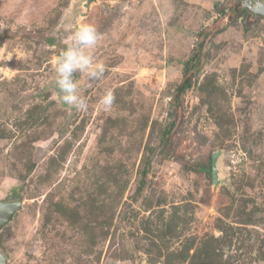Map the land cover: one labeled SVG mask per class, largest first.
<instances>
[{
  "label": "rangeland",
  "instance_id": "rangeland-1",
  "mask_svg": "<svg viewBox=\"0 0 264 264\" xmlns=\"http://www.w3.org/2000/svg\"><path fill=\"white\" fill-rule=\"evenodd\" d=\"M232 1L0 0V200L23 201L0 231L8 264H264V17L214 35L154 151L199 32ZM77 20L105 68L88 87L78 72L85 110L53 86Z\"/></svg>",
  "mask_w": 264,
  "mask_h": 264
},
{
  "label": "clouds",
  "instance_id": "clouds-1",
  "mask_svg": "<svg viewBox=\"0 0 264 264\" xmlns=\"http://www.w3.org/2000/svg\"><path fill=\"white\" fill-rule=\"evenodd\" d=\"M100 39L96 28L91 23L76 21V26L66 40V48L54 62L56 86L62 101L77 110H85V99L79 94L78 85L72 75L74 72L85 74L88 79L98 80L105 71L104 65L94 60L92 50ZM115 100L111 90L105 92L101 104L109 109Z\"/></svg>",
  "mask_w": 264,
  "mask_h": 264
},
{
  "label": "trees",
  "instance_id": "trees-1",
  "mask_svg": "<svg viewBox=\"0 0 264 264\" xmlns=\"http://www.w3.org/2000/svg\"><path fill=\"white\" fill-rule=\"evenodd\" d=\"M242 1L244 0H235L230 3L229 11L227 12L225 8H223L220 12V15L227 16V19L222 24L221 21H217L218 24L214 28L206 27L198 34V40L195 47L192 50L191 55L185 61L183 67V79L181 83L175 89V92L171 98L169 110H168V120L166 122L164 131L162 133V140L159 144L154 148V151L158 149V147L168 145V142L171 139V132L173 127L176 124L177 117L179 114L183 112L184 104L187 98L191 95V93L196 89L198 84L197 75L200 70L203 68L205 61L207 59V47L210 44V41L213 39L214 35L224 31L229 24L235 20L238 16H253L254 13L250 12L248 8H242L239 11V7H241ZM236 14V15H235ZM150 161L151 157L148 159L146 167L143 171V178L141 180L140 187L143 188L147 182V174L150 169ZM210 171V168H208ZM212 170V166H211Z\"/></svg>",
  "mask_w": 264,
  "mask_h": 264
},
{
  "label": "water",
  "instance_id": "water-1",
  "mask_svg": "<svg viewBox=\"0 0 264 264\" xmlns=\"http://www.w3.org/2000/svg\"><path fill=\"white\" fill-rule=\"evenodd\" d=\"M85 5L90 7V4L93 0H84ZM248 8L250 12L254 13L253 17L262 16L264 17V0H244L242 1L241 7ZM79 76L78 71L74 72L72 75L73 80L75 81ZM56 77L54 78V88H58L55 83ZM95 82L94 79H88L85 86L88 87ZM221 151H216L212 156V177L215 184H220L223 182V179L220 178V168H219V159ZM23 208V201L13 200V201H1L0 200V231L11 223L14 220L15 215ZM7 255L0 250V264H8Z\"/></svg>",
  "mask_w": 264,
  "mask_h": 264
}]
</instances>
